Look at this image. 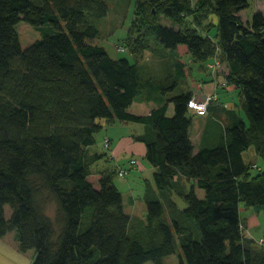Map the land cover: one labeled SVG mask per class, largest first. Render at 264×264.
I'll return each instance as SVG.
<instances>
[{
	"label": "trees",
	"instance_id": "obj_1",
	"mask_svg": "<svg viewBox=\"0 0 264 264\" xmlns=\"http://www.w3.org/2000/svg\"><path fill=\"white\" fill-rule=\"evenodd\" d=\"M249 6L250 0H137L132 24L152 25L160 46L144 37V55L176 58L163 79L148 67L143 73L136 56L113 58L94 41L109 0H0V240L15 231L21 250L35 248L31 264H164L177 238L179 264H264V248L245 234L240 212L241 203L264 205V170L244 158L251 146L264 156V11L245 22L241 11ZM204 14L217 22L204 23ZM161 15L174 25H163ZM22 20L42 34L26 48L17 30ZM180 44L199 64L225 63L240 94L239 110L224 106L221 139L197 150L193 91L169 94L185 75ZM139 95L156 106L130 111ZM103 120L146 125L134 134L156 168L144 217L125 211L114 181L120 168H98L112 155L89 149ZM95 170L98 186L89 178Z\"/></svg>",
	"mask_w": 264,
	"mask_h": 264
},
{
	"label": "rangeland",
	"instance_id": "obj_2",
	"mask_svg": "<svg viewBox=\"0 0 264 264\" xmlns=\"http://www.w3.org/2000/svg\"><path fill=\"white\" fill-rule=\"evenodd\" d=\"M137 0H109V12L107 16L101 18L97 23L100 29V34L94 39L95 42L106 47L108 53L113 58H122L127 57L130 60H134V56L138 62L141 63V68L143 73H146L147 67L152 68L153 64H157L158 67L154 69L153 73L157 76L163 77L165 79L171 73V67H173L176 58L173 56H164L163 62L160 60L161 55L156 54L154 52L143 51L144 37L149 36L151 44L154 46V49H158L159 43L157 42L154 35L150 33L149 28L152 25H148L147 23L138 21V23L132 24L133 14L136 6ZM262 10L264 11V0H250V6L246 10L241 11L242 18L245 22H248L251 19L252 15L255 11ZM205 20L204 23L209 21L217 22V16L215 14L209 15L204 14ZM141 17V16H140ZM160 22L163 25L173 26L171 20L169 18L160 16ZM176 26H178L176 24ZM207 27V26H206ZM199 28V30H204V28ZM17 30L20 35V41L23 48H26L30 44H32L38 38H41L42 34L40 30L34 27L32 24L26 21H20L17 24ZM139 39V40H138ZM157 47V48H156ZM186 45L180 44L179 49L177 50L179 58L183 61L193 62V66L195 68L197 76L200 72H203L202 77H205L208 69L213 72H216V67L218 69L220 60L211 62L208 61L205 64H199L196 62L192 56H189L186 52ZM143 52H142V51ZM142 53H136V52ZM138 55V56H137ZM160 55V56H158ZM145 56V57H144ZM150 58V59H149ZM158 58V59H157ZM204 70V71H203ZM192 75V73H191ZM227 78V76H226ZM189 82L193 84L192 81L196 84L195 77L191 76ZM198 79V78H197ZM199 80V79H198ZM228 81V79H226ZM182 81V80H181ZM180 81V82H181ZM214 82V80H213ZM216 83V82H214ZM190 85V84H189ZM218 87L220 84L216 83ZM213 87V86H212ZM201 88H198L199 90ZM232 92L230 97H227V102L229 107L231 108H239L236 104L240 101L239 89L231 84L229 88ZM179 88L177 87L175 90L169 92L170 95L177 94L179 92ZM215 91V90H214ZM212 91L210 87V92ZM196 93L198 91H195ZM203 93V91H201ZM218 93H221L219 90ZM199 95V94H197ZM202 95V94H201ZM204 96V95H203ZM203 96L201 98H203ZM197 98L196 99H201ZM219 98V94H218ZM218 100V99H217ZM215 100V101H217ZM213 101L212 103H214ZM211 103V104H212ZM150 104L148 102H144V96L139 95L136 97L133 104L130 106V111L144 114L149 110ZM153 108V107H152ZM151 108V109H152ZM194 111V110H193ZM208 111V110H207ZM205 111H195L193 112V141L196 146H199V137H201V126L205 122V119L208 117L205 115ZM243 118L248 122V118L246 114L240 110ZM213 115H216L217 119L220 121V126L225 122V114L217 115L213 112ZM111 129L109 132V136L112 137V141L109 147L104 146L101 143L103 139L104 130H100L96 133V138L98 142L96 143V149L101 152H109L111 155L115 156L112 161H107L104 157L99 163V167H110V168H125L127 170L125 176H121L116 174L114 177L115 184L123 193L124 197V205L125 211L127 213H133L137 216L144 217L147 211V205L144 200V193L146 189V184L151 183L155 187L154 182V172L156 168L147 160L146 153V145L143 141L137 140L134 134L144 133L146 131V125L141 122H118V124L109 126ZM221 134L224 133V126H222ZM104 140V139H103ZM103 142V141H102ZM254 148V147H252ZM135 158L137 163L133 168L129 166V159ZM246 161L251 162L254 168L260 167L264 170V156L258 155L253 150H250L249 153H246ZM257 169H251L252 172H256ZM90 180H94L95 184L97 181L94 176H90ZM186 189L189 187V184L184 183ZM98 186V184H97ZM199 196L204 195V191L199 189ZM132 197L134 199V204L131 205L129 198ZM174 199L178 202V205L181 208L187 206L185 199L175 194ZM9 205V204H8ZM47 207L48 212L53 215L55 210V205L49 204ZM12 212V208H5L6 216H10ZM240 212L242 218L245 220L247 227L245 228V234L254 239L256 246L260 248H264V205L263 206H245L243 203L240 204ZM8 236L0 241V264H31L35 257V248H30L27 250H21L19 248V242L15 238V231L9 232ZM183 254L181 244L179 239L177 238V246L176 251L169 256L165 257L164 264H179L180 255ZM145 264H154L152 261H147Z\"/></svg>",
	"mask_w": 264,
	"mask_h": 264
},
{
	"label": "crops",
	"instance_id": "obj_3",
	"mask_svg": "<svg viewBox=\"0 0 264 264\" xmlns=\"http://www.w3.org/2000/svg\"><path fill=\"white\" fill-rule=\"evenodd\" d=\"M178 49H179V47H178ZM186 52H187V49H186ZM188 55L191 56L189 53H188ZM160 60L163 62V58H161ZM214 61H216V60H213L212 62H214ZM181 62H183L185 65L184 66L185 67V75L183 77V80L178 85V88L180 90L184 89V90L193 91V96L195 98L196 97L201 98L203 95L210 92V87H211L212 91H214L215 89L221 90V93H218L219 99L217 101H215L214 103H212L211 107L205 113V115L208 117L205 119V122L201 126V137H199V146H201V145L202 146L203 145L204 146H213V145L217 144V142L221 139V135H222L221 130H222V126H223V125L220 126V124H219L220 121L217 119L216 115H213V112H215L217 115H222V114L226 115V110L228 109L227 107H229L228 102H227V99H228L227 97H230V95L232 93V92H230L231 90L229 89L231 83H229V81L226 80L227 79L226 76L228 73V67L225 63L221 62L219 64L218 69L216 67V72H213L210 69H208L207 71H205V72H207L206 73L207 75L205 77H202L203 72H200V71H199V74L197 76H195L196 72H198V71H195V68L192 67L194 64L193 62L186 63V61H183V60H181ZM212 62H211V64H212ZM156 63L157 64H153L152 68L148 67L149 69L152 70V72L154 71V69H156V67H158V61L157 60H156ZM191 73H192V75H191ZM191 76L195 77L196 78L195 80L198 81L196 84L194 83V81H192L193 84L190 82H189L190 85L188 84V81L192 80ZM213 80H214V82L220 84V86L218 87L217 85H215L216 83H214ZM198 88H201V89L197 90ZM195 91H198V92L196 93ZM201 91H203V93H201ZM197 94H199V95H197ZM144 102H148L150 104L148 112L151 110L152 107L156 106V103L154 101H146L144 99ZM226 105H227V107L225 108L224 106H226ZM173 113H174V106L172 103H170L168 106V114L171 115ZM103 123H104V126H103L102 130H104V128L106 130L105 133L103 134L104 135L103 139L106 136H108L112 141L113 138L109 136V132L111 130L109 128V126L116 125V124H118V122H115L114 124H105V121L103 120ZM190 135H191V139L193 141V136H192L193 135V124H192L191 130H190ZM103 139H102L103 142L101 141V143L104 144ZM97 142H98V139L96 138V143ZM96 143L89 147V149L92 153L101 152L100 150L96 149ZM193 143H194V141H193ZM199 146L195 145V147H196L195 150H197L199 148ZM252 147L253 146H251L247 151L244 152L245 160H246V153H249L250 150H253L256 153V150ZM106 167L107 166L104 165L103 168H106ZM98 168H101V167H98ZM91 176H94L96 181L98 182L100 174L96 170L92 173ZM92 181L94 182V180H92ZM196 189H197V193H198L199 189H201V188L197 187ZM201 190H203V189H201ZM201 197H202V195H201ZM129 201H130L131 205L134 204V199L132 197L129 198ZM130 214L135 215L133 213H130ZM7 234H9V233H7ZM7 234L2 239L6 238L8 236Z\"/></svg>",
	"mask_w": 264,
	"mask_h": 264
},
{
	"label": "built area",
	"instance_id": "obj_4",
	"mask_svg": "<svg viewBox=\"0 0 264 264\" xmlns=\"http://www.w3.org/2000/svg\"><path fill=\"white\" fill-rule=\"evenodd\" d=\"M217 99H218V94L216 93V91H214L211 93H206L204 95V97L201 99H196L195 97H193L189 101V106L194 111H205L206 112L208 110V107L211 105V103ZM110 142H111V139L108 136H106L104 139L105 146L109 147ZM112 157L115 158V156H113V155H112ZM136 163H137V160L135 158L129 159L130 168H133ZM126 172H127V170L125 168L119 169V175H121V176H125Z\"/></svg>",
	"mask_w": 264,
	"mask_h": 264
},
{
	"label": "clouds",
	"instance_id": "obj_5",
	"mask_svg": "<svg viewBox=\"0 0 264 264\" xmlns=\"http://www.w3.org/2000/svg\"><path fill=\"white\" fill-rule=\"evenodd\" d=\"M4 207L7 208V209H10L11 208V205L6 204ZM54 227L56 228V231L58 232L60 226L59 225H55ZM53 239H55V236H53Z\"/></svg>",
	"mask_w": 264,
	"mask_h": 264
}]
</instances>
